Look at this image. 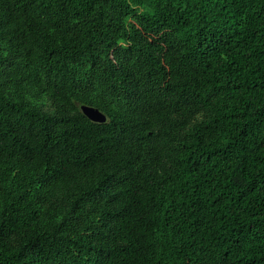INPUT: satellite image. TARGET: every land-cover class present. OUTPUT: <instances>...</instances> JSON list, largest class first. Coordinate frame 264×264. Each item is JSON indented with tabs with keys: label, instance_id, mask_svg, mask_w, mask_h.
Instances as JSON below:
<instances>
[{
	"label": "trees",
	"instance_id": "16d2710c",
	"mask_svg": "<svg viewBox=\"0 0 264 264\" xmlns=\"http://www.w3.org/2000/svg\"><path fill=\"white\" fill-rule=\"evenodd\" d=\"M0 264H264V0H0Z\"/></svg>",
	"mask_w": 264,
	"mask_h": 264
},
{
	"label": "water",
	"instance_id": "95a60500",
	"mask_svg": "<svg viewBox=\"0 0 264 264\" xmlns=\"http://www.w3.org/2000/svg\"><path fill=\"white\" fill-rule=\"evenodd\" d=\"M82 111L93 122L101 123L105 121V116L97 109L83 106Z\"/></svg>",
	"mask_w": 264,
	"mask_h": 264
}]
</instances>
